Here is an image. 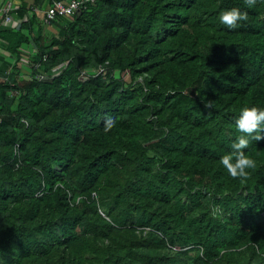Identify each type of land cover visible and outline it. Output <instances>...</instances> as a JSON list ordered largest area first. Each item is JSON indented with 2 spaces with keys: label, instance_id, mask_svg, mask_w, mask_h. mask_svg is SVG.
Masks as SVG:
<instances>
[{
  "label": "trees",
  "instance_id": "trees-1",
  "mask_svg": "<svg viewBox=\"0 0 264 264\" xmlns=\"http://www.w3.org/2000/svg\"><path fill=\"white\" fill-rule=\"evenodd\" d=\"M51 24L0 30V260L264 264V138L247 178L220 159L264 106V0H95Z\"/></svg>",
  "mask_w": 264,
  "mask_h": 264
},
{
  "label": "clouds",
  "instance_id": "clouds-1",
  "mask_svg": "<svg viewBox=\"0 0 264 264\" xmlns=\"http://www.w3.org/2000/svg\"><path fill=\"white\" fill-rule=\"evenodd\" d=\"M219 19L228 27L235 28L247 19V10L240 6L228 7L221 11ZM235 122L240 135L220 159L231 176L244 179L251 176V170L256 167V160L245 149L253 140L264 138V106L258 103L244 105ZM0 264H4L3 260H0Z\"/></svg>",
  "mask_w": 264,
  "mask_h": 264
},
{
  "label": "crops",
  "instance_id": "crops-1",
  "mask_svg": "<svg viewBox=\"0 0 264 264\" xmlns=\"http://www.w3.org/2000/svg\"><path fill=\"white\" fill-rule=\"evenodd\" d=\"M34 1L35 0H0V30L19 26V24H21L22 27L23 21H26L28 19V16L32 15V11H33L32 8L34 6L33 5ZM24 3L28 5L29 15L28 16L26 15L25 19H20L17 16L18 9ZM10 5H12L13 7V17H14V22L11 23H9L5 19L7 7ZM47 8H48L47 6L44 8H39V7L35 8V13H37V17L39 18V21L44 25L43 33H46L49 36L51 33H58V28L53 26V24L45 22L44 13ZM50 27H54V28L50 29ZM7 44H8V40L0 34V68L6 71H11L13 69L14 64L17 61L18 56L6 47ZM22 49H23V57H22V61H20L19 64H21V67L24 70L29 72L32 66L31 56L34 53H36L37 47L33 41H30L24 43Z\"/></svg>",
  "mask_w": 264,
  "mask_h": 264
},
{
  "label": "built area",
  "instance_id": "built-area-1",
  "mask_svg": "<svg viewBox=\"0 0 264 264\" xmlns=\"http://www.w3.org/2000/svg\"><path fill=\"white\" fill-rule=\"evenodd\" d=\"M87 1L95 0H56L45 10L44 20L46 23H51L57 19L58 16L74 17L81 8L86 5ZM34 12L35 11H32V14ZM5 19L9 23L14 22L12 5L7 7Z\"/></svg>",
  "mask_w": 264,
  "mask_h": 264
},
{
  "label": "rangeland",
  "instance_id": "rangeland-1",
  "mask_svg": "<svg viewBox=\"0 0 264 264\" xmlns=\"http://www.w3.org/2000/svg\"><path fill=\"white\" fill-rule=\"evenodd\" d=\"M54 27H50V29H53ZM25 30H28V29H25ZM25 74H27V71H25Z\"/></svg>",
  "mask_w": 264,
  "mask_h": 264
},
{
  "label": "water",
  "instance_id": "water-1",
  "mask_svg": "<svg viewBox=\"0 0 264 264\" xmlns=\"http://www.w3.org/2000/svg\"><path fill=\"white\" fill-rule=\"evenodd\" d=\"M18 27H21V24H19V26Z\"/></svg>",
  "mask_w": 264,
  "mask_h": 264
}]
</instances>
